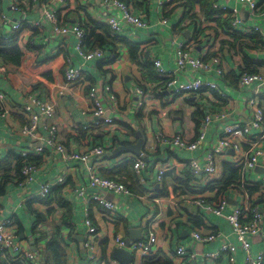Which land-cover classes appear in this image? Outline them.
<instances>
[{"label": "crops", "instance_id": "0c3cea01", "mask_svg": "<svg viewBox=\"0 0 264 264\" xmlns=\"http://www.w3.org/2000/svg\"><path fill=\"white\" fill-rule=\"evenodd\" d=\"M25 1L21 0L23 6H25ZM130 1L135 8H138L136 13L139 14L143 8V0ZM256 1L260 3L264 0ZM12 3L13 0H0V13L7 14L14 23L21 18V15L11 10ZM52 6L59 10L61 17L70 25L75 24L74 21H78L80 16L86 19L91 16L97 21H103L108 15L118 16L120 14L118 10L108 8L103 0H68L65 5H59L55 2L52 3ZM262 6L264 8V4ZM219 7L221 10L231 9L233 12L237 10L242 20V25L239 28L246 32L249 31L251 19H247L246 12H248V9L242 2L219 0ZM146 10L148 23L146 29L124 25L119 33L122 40L128 39L129 42L137 43V46L140 45V52L136 58H132L128 46L118 42L117 57L114 61L104 63L101 70L97 68L95 62L82 66L83 74L94 75L95 80L102 85L104 105L110 109V116L116 123L112 127L104 126L98 130L95 133H98L97 138L102 140L104 146L111 150L121 146L134 145L138 142L140 136L144 138L142 152L145 154L148 163L143 170L144 186H139L143 191H149L147 194L150 197L152 195L154 199L141 197L139 199L134 196L104 193L106 198L115 203L120 211L118 213L119 227L117 231L115 224L112 225L108 221L106 214L101 212L99 206H94V201L90 202L91 214L93 210L94 219L96 218L95 223L98 225L95 237L96 254L100 260L107 264H123L114 258L115 251L120 250L115 247L114 235L121 234L124 237L138 238V230L142 229L143 232V228H145L144 221H152V217L154 221L151 222V225L157 234L159 243L158 248H155V252L161 258L172 260L173 264L188 263L184 262V259L175 256L177 247L181 245L187 249L195 250L198 255L215 251L224 242L239 246L228 216L236 205L244 201L243 195H241L243 192H249L252 203L259 208L263 216L261 232L252 238V250L254 253H264V157L261 160V165L254 171H250L245 168L243 162L238 160V154L231 149L224 154L216 155L217 168L219 169L218 176L221 175L225 163L232 164L241 170V176L233 180L235 181L234 185L230 186L224 196L217 198L215 192H210L211 194L205 196L218 203L221 200L226 201V204L221 206L219 214L206 211L201 206L192 205V197L197 195L186 194L183 196L181 194L182 196H180L179 192L177 195L175 194L178 183L175 178L179 181L187 180L186 173L190 172L187 163L190 158L197 159L203 165L208 153L216 147L223 137L226 124L240 121L247 123L250 120L251 108L248 101L253 95V90L236 88V85L230 82V76L228 78L224 76V78L218 80V83L225 92L226 97H221L217 93L212 94L210 97L209 94L201 95L198 93V95H183L180 96V99L173 101L171 97L174 96L168 92L166 86L163 88L164 91L158 93L157 85L149 78L148 62L144 57L145 54L147 59L150 57V61L160 59L165 69H174L178 47L181 43H188L192 33L188 27L182 33H178L179 31L174 28L182 14V9L174 10L175 15H172V19L166 16L168 21L165 22L162 19V9L156 1L149 3ZM197 10L198 7H196ZM41 14L40 9H36L31 5L28 9L27 19L31 23L36 22L41 20ZM37 29L39 30L38 36L41 39L35 49L30 45L32 32L25 31L20 35L18 45L24 53L23 63L20 67L10 66L7 73H0V92L5 96L7 108L15 113L17 109L27 105L31 96H38L45 101L55 103V115L48 121H41L36 141H30L20 134V127L24 122L18 115L13 114L0 118V158L11 152L20 155L22 151H30V158L35 159V161L32 160L37 167L34 172L36 182L26 186L18 184L20 178L22 179V174L17 179L14 178V171L8 174V178H3L0 174V188L4 187L6 190V192L5 190L3 193L0 192V210L2 211V217L8 218L13 223V229L18 230L17 241L22 244L24 250L32 251V248H34L35 251L32 252H36L37 247L42 249L46 242L39 243L36 241V237L40 235L38 233L44 231L51 236L56 228L54 227V224L57 223L55 220L59 221L62 213L57 211L51 215L50 207L57 208L56 202L46 205L40 202L31 203L32 209L41 215V220L35 218V213L31 214L29 210H24L25 204L30 200L34 201L38 197L37 192L40 183L55 181L65 172L68 176L65 183L66 198L77 209V211L73 210L74 217H72L69 224H61L62 236L68 242V264H96L95 261L87 260L86 213L83 202L74 191L75 188L85 185L87 181L85 171L78 161L64 160L55 148L46 147L43 154H35L36 147L48 138V132L44 128L46 122L57 127L58 143L63 145L70 154L88 148L87 143H83V138L80 137L77 129L91 121L83 113L88 95L86 88L90 82L86 77H83L80 83L69 87L65 85L64 57L70 55L77 66L82 64V61L75 55L73 50V46L78 41L77 38L73 36L62 38L55 35L45 21H42V25ZM262 29L264 31V21ZM3 30L5 36L11 34L8 25H3ZM200 51L201 49L198 47L193 51V55L197 56ZM236 54L243 57L240 53ZM225 59L229 62V69L233 70L236 66V58H232L231 55L227 54ZM261 72L264 73V67ZM196 77L213 79V75L202 71L186 69L181 72L183 81L187 78ZM139 81L147 87L150 99L147 101L146 107L138 111L136 89ZM64 87L67 89H64ZM258 101L264 107V95ZM201 105L205 106L207 114L210 112H227L229 117L224 122L216 120L211 122L205 141L197 150L189 153L184 150L172 149L160 142L159 135L161 134H181L185 139L193 140L197 131L191 116L196 109L201 108ZM77 137H80V139L78 140ZM255 145L264 150V126L263 129L252 131L251 136L243 143V150L247 153ZM45 146H48L47 142ZM117 156L119 157L117 160L106 159L107 161H103V166L112 168L120 164L126 157H139L130 152H124ZM164 167L167 168V173L171 178L168 183L159 184L157 172ZM197 178L206 187V178L203 176ZM250 190L253 191L252 194ZM94 193H96L94 190L89 189L87 196L91 197ZM189 212L194 214L190 215ZM197 215L203 219L200 227L203 234L215 233L219 235L213 242L199 244L192 238V232L198 218ZM18 222L23 226V230H19ZM71 223L74 226V233L71 230ZM135 229H137L135 232H130ZM32 243L34 244L32 245ZM104 247L108 248L105 257H103L102 252ZM244 257V251L239 249L236 256L237 263L244 264ZM44 262L45 259L41 257V264H44ZM141 262V257L132 255L128 264H141ZM50 263L53 264V262ZM189 264H202L201 258L199 257L196 262ZM217 264H229V260L224 257Z\"/></svg>", "mask_w": 264, "mask_h": 264}, {"label": "built area", "instance_id": "2783aa9c", "mask_svg": "<svg viewBox=\"0 0 264 264\" xmlns=\"http://www.w3.org/2000/svg\"><path fill=\"white\" fill-rule=\"evenodd\" d=\"M68 0H26L25 6L21 3V0H13L11 10L21 15L19 20L14 23L11 18L4 12L0 13V22L3 25H8L10 33H16L22 30L24 23L30 24L32 27H40L42 21H45L52 33L62 38H69L71 36L77 38V43L73 46L75 55L82 61L81 66H77L74 63V59L68 55L64 57V79L66 87L80 83L83 80V68L82 66L90 62L104 61L105 52L101 49L91 50L85 45V30L81 24L76 20L73 25H66L59 17V10L52 6V3L59 5H65ZM104 4L111 9L119 11L118 16L108 15L103 19V22L107 23L110 30L119 34L122 31L124 25H129L133 28L146 29L148 23L146 20L147 6L149 3L156 1L159 7L162 9L163 21H168L166 16L171 13L174 7L177 5V0H143L140 13L137 14L138 8H135L130 0H103ZM187 0H179V3H184ZM236 2H242L248 9V20L251 19L249 31L259 33L264 41V31L262 24L264 21V8L256 0H232ZM33 5L36 9L42 11L41 20L36 22H29L28 9ZM233 27L239 28L242 25V20L238 15L237 10L233 12ZM203 26L209 25L203 16H198ZM185 25H188L186 22ZM23 34V33H22ZM21 34V35H22ZM40 37L34 35L30 39L32 46H38ZM198 48V47H197ZM189 43H181L177 50L176 66L174 69H165L160 59H153V64L156 69L157 75L161 78L168 80L166 89L173 96L177 95H198V93L219 94L221 97H226L225 92L221 89L218 80L224 78L227 74H230V82L236 83V88L251 89L253 95L248 101L251 108V118L247 123L236 122L232 124H226L224 127V135L219 140L216 147L208 153L205 158V163L202 165L197 159L190 158L188 160V168L190 173L195 177L203 176L206 181L215 179L219 174L217 168L216 155L224 154L228 150H233L238 154V160L245 164V168L254 171L261 164V160L264 157V150L257 145L246 153L243 150V143L250 136L253 130L263 129L264 126V107L259 104L258 99L264 95V73L261 72L264 65L259 64L257 59L251 65L252 69H258L256 73L249 72V66L244 62L243 57L237 56L233 51L226 49L224 54L231 55L232 58H236V66L233 70L229 69V62L223 57L222 53L214 56L210 61H205L204 56L209 53L208 48H201L197 56L193 55V51L197 49ZM219 47L216 46L212 51H218ZM190 69L192 71H202L206 74L213 75V79L187 78L185 81L181 79V72ZM6 69L0 61V73H5ZM236 76V79L231 78L232 75ZM140 84H142L140 82ZM144 85V84H143ZM143 85H138L136 94L138 96L137 108L138 111L146 107V103L149 100V93L147 88ZM145 86V85H144ZM64 87V89H67ZM103 87L96 82L88 91L86 98V105L83 113L91 119V121L80 126L86 132V137L83 138V143H87V147L84 151L72 152L71 154L67 149L58 143V129L55 125H49L47 122L44 124L45 130L48 132V138L43 140V143L38 145L35 149V154H43L46 147H52L59 151L62 158L66 161L74 160L78 161L81 168L85 171L87 181L84 186L74 189L78 198L84 204V210L86 213L85 225L87 226V260L95 261L96 264H107L99 259L96 254L95 237L98 230V225L95 223V215L92 216L90 210V202L98 204L101 212L106 214L108 221L114 225L116 219L119 216V209L112 201L108 200L104 193H113L126 196H134L136 198H150L147 194L149 191L145 190L142 194H136L131 187L121 181L115 179H109L102 177L99 174V167L103 166V159L111 157L110 154L114 149L106 148L103 145H97L91 147L89 144V138L94 135L102 127H112L115 120L110 116V109L105 107L102 98ZM62 94V92H60ZM55 103L45 101L41 97L31 96L27 105L18 109L17 112L23 115L25 124L21 126L19 132L23 137L28 138L30 141H36L38 139V130L42 120H50L55 115ZM17 114L14 111L7 108L5 103V96L0 92V118H5L7 115ZM229 113L227 112H210L206 113L204 120L202 121L199 131L193 140L185 139L181 134H161L159 140L162 144L169 146L172 149L184 150L192 153L197 150L201 144L205 141L207 130L213 120L224 122L228 119ZM79 129V128H78ZM77 129V131H78ZM79 133V132H78ZM80 134V133H79ZM98 134V133H97ZM47 142L48 146H45ZM23 159L26 160V164L23 165L21 174L22 182L20 186H26L35 181L34 172L37 170L35 162L28 160L30 157V151H22ZM145 154H142L137 158H129L134 162L133 174L136 177L138 185L144 186L145 177L143 170L147 167V160ZM120 160V159H119ZM122 162V161H121ZM238 162V161H237ZM167 173V168H160L157 172V181L162 184ZM68 176L64 172L55 181L43 182L39 184L37 196L41 199H45L50 194L51 190L60 185H64L67 182ZM91 189L96 193L91 197L87 196V191ZM210 192L203 195H197L192 197V205L201 206L206 211L213 212L215 214L220 213L221 206L226 204L225 200H221L219 203L211 201V198H206ZM211 194V193H210ZM244 201L241 204L236 205L232 212L228 216V220L232 226L233 232L236 235L239 246L232 243L224 242L220 247L211 252L198 255L195 250L187 249L185 246H178L175 256L180 259H184V262L194 263L200 257L202 264L215 263L222 258L226 257L229 260V264H238L236 256L238 250L241 249L245 253L244 264H264V253H254L252 250V238L256 237L261 232V224L263 216L259 208L254 205L247 192L241 193ZM249 197V198H248ZM139 198V199H141ZM154 221V218L151 219ZM145 223L142 236L128 241L129 237H124L121 234L114 235V244L117 249L130 252L133 256H139L142 258L141 264L150 262L148 259L154 257L157 252L155 248H158L157 234L153 230L151 222ZM12 222L5 217H2V211L0 210V257L12 260L17 263L26 264L27 261H34L37 258L36 252L30 250H24L21 243L17 241V234L14 232ZM142 230V229H141ZM192 238L196 243L207 244L213 242L219 235L215 233L203 234L199 227L193 229ZM227 260V259H226Z\"/></svg>", "mask_w": 264, "mask_h": 264}, {"label": "trees", "instance_id": "16d2710c", "mask_svg": "<svg viewBox=\"0 0 264 264\" xmlns=\"http://www.w3.org/2000/svg\"><path fill=\"white\" fill-rule=\"evenodd\" d=\"M177 0L176 8L167 16L171 17L175 15L174 10L182 9V14L178 18L177 24L174 26L178 33H182L185 28L191 29V38L188 40V43L193 45V47H201L203 49L208 48L209 53L204 56L205 61H210L214 56H217L219 53L223 54V57L226 58L224 51L228 49L229 51H233L234 53H240L243 56L244 62L249 66V72L256 73L258 69H252L251 65H253L254 61H258L259 64H264V41L262 36L259 33L248 31L246 32L242 28L233 27V11L231 9L221 10L219 7V0H187L184 3H179ZM264 1L260 2V5H263ZM196 7L198 10L196 11ZM198 16H203L209 25L203 26L201 21L198 19ZM60 19L63 21L64 24L70 25L67 21L61 17L59 13ZM86 19L82 16L79 17L78 22L81 24L82 28L85 30L86 37H85V45L88 49L95 50L101 49L105 52L104 61L95 62L97 68L99 70L102 69V65L104 63H109L114 61L117 57V43H124L130 49V54L132 58H136L140 52V45L137 43L129 42L128 39L121 38V35L115 34L110 30V27L107 23L103 21H97L93 19L91 16ZM188 25H185V23ZM30 31L32 32V36L38 35L39 30L35 27H32L28 23H24L22 30L16 33H11L9 36H5L3 25L0 23V61L3 65V68L6 69L5 73L8 72V68L12 67H20L24 60V53L20 49L18 45V40L20 35L25 32ZM121 38V39H119ZM31 45V44H30ZM216 46L219 47L218 51H212ZM31 47L35 49V46ZM113 52V54H112ZM115 55V56H113ZM145 59L148 62V73L150 80L157 85V89L159 90L158 93L164 91V87L167 85L168 80L165 78H161L157 75L156 69L152 61H150V57L147 59L145 54ZM157 77H156V75ZM83 77L90 82L87 85V91L97 82L94 78V75H87L82 74ZM230 74L226 75L228 78ZM231 78L236 79V76L233 74ZM236 85V83H234ZM146 89L147 87L143 85ZM201 108L196 109L192 113V120L195 124L196 131H199L200 125L206 116L205 106L201 105ZM18 110V109H17ZM18 117L23 120V115H20L16 112ZM23 124V125H24ZM22 125V126H23ZM21 128V127H20ZM80 133V137L85 138L86 132L83 130L82 127L78 129ZM97 134L91 135L89 138V144L91 147L97 145H103L102 140H99L96 136ZM80 137H77L79 140ZM119 157H106L105 159L101 158L104 162L108 160H117ZM34 161L35 159L32 158ZM30 157L28 158L29 161L34 162ZM146 159V158H145ZM147 160V159H146ZM133 160L131 159H124L120 164L113 166L112 168H106L104 166L99 167V174L102 177L115 179L117 181H121L131 187L133 192L136 194H142L143 190L138 185L135 175L133 174ZM26 164V160L23 159L21 153L20 155L16 152H11L4 157L0 158V174L3 178H8V174L11 171H14V178H20L21 170L23 165ZM241 176V170L238 167L233 166L232 164L225 163L223 165V171L221 175L216 177L215 179L206 181L207 185L204 186L203 182L200 181L197 177L193 176L192 173L187 172L186 177L187 180L178 181L175 194L179 192L181 194L186 195H203V193L207 192H215L216 197L224 196L227 190L230 189V186H233L235 181L234 179H238ZM170 175L166 173L164 183H168L170 179ZM22 182L20 181L18 184ZM134 185V187H132ZM66 185H60L53 188L45 199H41L39 197L35 198L34 201L30 200L25 204L24 210H29L31 214L35 213V218L41 219L42 217L38 212H35L32 207L31 203L33 202H40L43 204H51L52 202L57 203V208L54 206L50 207L51 215L55 214L57 211L62 213L59 221L54 224L55 230L51 236H49L46 232L40 231L38 237H36V241L39 243H44V247L36 248V255L37 258L34 261H27L26 264H41V257L45 259L44 264H68V255H67V248L68 242L64 239L61 232V224L67 225L71 222L72 217H74V211L76 210L72 203L67 200V195L65 194ZM5 190L4 187L0 188V192L3 193ZM6 192V190H5ZM206 192V193H207ZM252 190L250 193L252 194ZM249 194V192H248ZM250 195V194H249ZM94 206H98L97 203L93 202ZM93 209V207H92ZM64 212V213H63ZM190 215L194 213L189 212ZM92 216H94V212L92 210ZM196 217V216H195ZM198 217V215H197ZM8 219V218H6ZM119 219V218H118ZM118 219L115 221L116 231L119 227ZM9 220V219H8ZM203 219L198 217L197 221L195 222V228L201 227ZM19 230H23V226L18 222ZM13 225V223H12ZM71 230L74 233V226L72 223ZM14 232L18 234V230L14 229ZM36 233V232H35ZM36 242V243H37ZM42 250V251H41ZM108 248L104 247L103 257L106 256ZM150 262H145V264H173L172 260L168 258H161L157 253L154 257L148 259ZM0 264H23L17 263L12 260H7L0 257ZM189 264V263H187Z\"/></svg>", "mask_w": 264, "mask_h": 264}, {"label": "water", "instance_id": "95a60500", "mask_svg": "<svg viewBox=\"0 0 264 264\" xmlns=\"http://www.w3.org/2000/svg\"><path fill=\"white\" fill-rule=\"evenodd\" d=\"M248 16H249V13L246 12V17L248 18ZM143 145H144V138L140 136V138H139L137 143H135L134 145H130V146L118 147L115 150H113V152L110 154V156L115 157L118 154H121V153H124V152H130L133 155L140 156L142 154ZM136 230L137 229L131 230L130 232L133 233ZM137 235L140 238L142 236V230H138ZM134 239L135 238L130 236L127 240L131 241V240H134ZM33 244L34 243H32V245ZM32 251H35V249L32 248ZM123 256H125V257H123ZM114 258L119 260L123 264H128L131 261L132 255L130 253H128L127 251H125V250H116L115 253H114Z\"/></svg>", "mask_w": 264, "mask_h": 264}, {"label": "rangeland", "instance_id": "374dc122", "mask_svg": "<svg viewBox=\"0 0 264 264\" xmlns=\"http://www.w3.org/2000/svg\"><path fill=\"white\" fill-rule=\"evenodd\" d=\"M139 85H143V84H140V81H139ZM180 96H182V95H177V96H174V97H171V98H172L173 101H175L177 99H180L181 98ZM149 99H150V95H149ZM181 117H182V115H181Z\"/></svg>", "mask_w": 264, "mask_h": 264}]
</instances>
